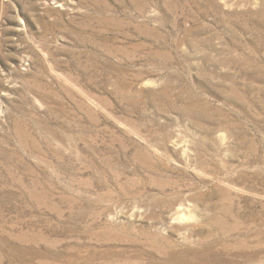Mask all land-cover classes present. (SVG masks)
Wrapping results in <instances>:
<instances>
[{"label": "rangeland", "instance_id": "1", "mask_svg": "<svg viewBox=\"0 0 264 264\" xmlns=\"http://www.w3.org/2000/svg\"><path fill=\"white\" fill-rule=\"evenodd\" d=\"M0 264H264V0H0Z\"/></svg>", "mask_w": 264, "mask_h": 264}]
</instances>
